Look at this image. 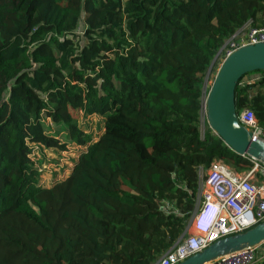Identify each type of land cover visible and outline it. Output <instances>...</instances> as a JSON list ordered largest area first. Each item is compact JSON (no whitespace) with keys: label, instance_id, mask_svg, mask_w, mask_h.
<instances>
[{"label":"trees","instance_id":"1","mask_svg":"<svg viewBox=\"0 0 264 264\" xmlns=\"http://www.w3.org/2000/svg\"><path fill=\"white\" fill-rule=\"evenodd\" d=\"M261 25L264 0H0V264H154L180 243L199 168L251 165L201 132L202 87ZM254 73L235 108L264 128ZM69 146L46 182L44 151Z\"/></svg>","mask_w":264,"mask_h":264},{"label":"built area","instance_id":"2","mask_svg":"<svg viewBox=\"0 0 264 264\" xmlns=\"http://www.w3.org/2000/svg\"><path fill=\"white\" fill-rule=\"evenodd\" d=\"M256 43H264V25L251 27L244 37L238 38L237 42L232 41L226 55L241 46ZM203 109L206 119L204 100ZM238 120L251 130V141L264 143V128L250 109H243ZM239 155L250 162L248 169L237 171L221 160L213 162L207 169L199 168V194L186 236L154 264H178L214 241L264 221V163L247 153ZM263 258L264 241L204 264H256Z\"/></svg>","mask_w":264,"mask_h":264},{"label":"water","instance_id":"3","mask_svg":"<svg viewBox=\"0 0 264 264\" xmlns=\"http://www.w3.org/2000/svg\"><path fill=\"white\" fill-rule=\"evenodd\" d=\"M216 59L217 56L207 74ZM257 71H264V43L244 45L233 50L220 64L206 93L204 106L209 128L226 146L237 154L247 153L264 163V143L251 141V130L239 122L235 108L237 84L245 75ZM263 241L264 221L243 232L220 238L178 264H204Z\"/></svg>","mask_w":264,"mask_h":264},{"label":"rangeland","instance_id":"4","mask_svg":"<svg viewBox=\"0 0 264 264\" xmlns=\"http://www.w3.org/2000/svg\"><path fill=\"white\" fill-rule=\"evenodd\" d=\"M259 24L260 23H258L257 25H259ZM248 29L249 28L245 27L236 33L237 36L235 38H233V37L229 38L226 41L227 44L225 43L227 46V47L225 46L226 49H228L230 47V43L232 41L236 42L238 40V38L244 37L246 32L248 31ZM225 55H226V53H224V54L220 53V55L215 60L214 67L213 68L211 67L212 69L210 70V72L208 74H206V76L204 77L203 87H202L204 95L208 92V89H209V87L213 81V78H214L220 64L224 60ZM259 77H261L260 73H250V74L245 75L242 78L241 82H250L251 83V82L256 81ZM96 120H97V117L90 118V120H89L90 125H91V130L94 133H97ZM91 122H93V123H91ZM203 122H206V119L204 117V109L202 110V117H201V123H202L201 132H203V129H204ZM44 153H45V158H44L45 163L41 162V164H42L43 169L48 170L50 172V175L45 176L46 182H50L51 180H54L55 177L57 179H62L68 174L69 169L72 168V166H73V161H75L77 158L78 150L76 147L69 146L68 149L65 151L53 153L50 150H45ZM49 159L52 161L49 162L48 161ZM258 179H260V178H258ZM195 207H196V204H195ZM189 223H190V218L188 219L187 226Z\"/></svg>","mask_w":264,"mask_h":264},{"label":"crops","instance_id":"5","mask_svg":"<svg viewBox=\"0 0 264 264\" xmlns=\"http://www.w3.org/2000/svg\"><path fill=\"white\" fill-rule=\"evenodd\" d=\"M235 169V168H234ZM192 231V230H191Z\"/></svg>","mask_w":264,"mask_h":264}]
</instances>
